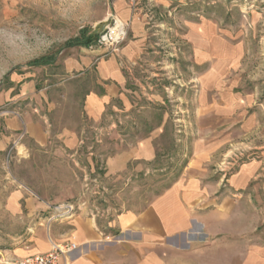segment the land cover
Returning a JSON list of instances; mask_svg holds the SVG:
<instances>
[{"label": "rangeland", "instance_id": "374dc122", "mask_svg": "<svg viewBox=\"0 0 264 264\" xmlns=\"http://www.w3.org/2000/svg\"><path fill=\"white\" fill-rule=\"evenodd\" d=\"M123 14L128 15L127 21ZM108 19H112L110 29L117 27L114 21L124 25L125 39L116 53L138 39V31L146 33V40L141 58L131 68L126 93L130 108L117 100L118 110L95 123L86 115L84 100L90 92H99L97 77L93 72L84 76L68 71L62 53L82 47L69 43L91 34ZM204 36L230 42L236 50L243 46V67L234 72L242 87L234 88V93L243 88L264 109V0H0V134L5 117H20L31 110L35 118L43 117L51 137L78 132L88 140V150L99 154L95 172L90 173L88 162L83 161L85 171L76 177L65 172L61 162L37 158L23 162L8 156L0 165V186L7 178L4 183L13 186L22 183L42 194L68 196L73 213L86 210L106 220L124 209H139L172 185L185 165L184 141L188 139L190 146L199 134L198 125L218 119L226 123L230 138L213 166L220 183L227 186L251 163H259L264 172V126L240 135L242 124L252 116L264 119V110L261 114L256 107L245 114L227 111L221 118L198 113L205 99L204 85L208 86L201 78L209 68L193 61ZM100 37L84 47L102 56L111 54L113 46L100 45ZM43 58L55 61L34 64ZM27 80L35 81L37 100L22 95ZM162 122L156 162L133 163L131 172L119 179L105 177L110 138L127 137L134 144L159 131L156 127ZM26 135L21 130L15 137ZM12 152L16 153L10 145L7 154ZM78 186L83 191L75 196ZM4 202L0 193V257L14 249L15 234L26 227L16 223Z\"/></svg>", "mask_w": 264, "mask_h": 264}, {"label": "crops", "instance_id": "0c3cea01", "mask_svg": "<svg viewBox=\"0 0 264 264\" xmlns=\"http://www.w3.org/2000/svg\"><path fill=\"white\" fill-rule=\"evenodd\" d=\"M122 19L127 21L128 15L123 14ZM142 32L138 31L140 37L116 54L102 56V52L84 46L63 51L68 71H80L84 76L93 72L97 77L99 92H90L84 100L91 121L98 123L105 114L115 113L117 100L124 102L125 109L130 108L127 86L131 68L144 52L146 33ZM200 46L193 62L207 66L209 71L201 78L208 86L204 85L205 99L199 103L198 113L221 118L227 111L245 114L256 107L261 114L264 109L255 105L254 95L243 88L234 93V88L242 87L241 78L234 77V72L243 67V46L236 50L238 47L230 42L212 41L208 36L203 37ZM22 95L39 98L34 80L24 83ZM247 121L240 135L264 126V119L258 121L257 114ZM223 122L218 119L202 123L198 125L200 136L190 146L188 139L184 141L185 165L165 191L139 209H124L106 220L86 210L58 215V207L73 205L68 196L42 194L22 183L13 186L4 183L5 178L0 186L4 208L17 224L26 227L15 234L16 246L1 254L0 264L69 244L78 248L62 256L59 264H264V172L259 163H251L243 166L227 186L220 183L213 166L230 142ZM2 123L1 166L9 156L23 162L36 158L61 162L65 172L75 177L85 171L81 164L85 161L90 173L95 172L99 154L88 150V140L80 133L66 131L51 137L43 117L35 118L31 110L20 117H5ZM164 127L162 122L156 127L159 131H152V136L139 138L134 144L128 143L127 137L110 138L105 177L119 179L131 172L133 163L156 162V140ZM21 130L26 131L24 139L15 137ZM10 145L16 153L8 155ZM82 191L83 187L78 186L73 192L76 196Z\"/></svg>", "mask_w": 264, "mask_h": 264}, {"label": "built area", "instance_id": "2783aa9c", "mask_svg": "<svg viewBox=\"0 0 264 264\" xmlns=\"http://www.w3.org/2000/svg\"><path fill=\"white\" fill-rule=\"evenodd\" d=\"M115 25L118 27V21H114ZM123 25V23H121ZM120 26L118 32L108 28L100 37L99 44L102 46L111 45L113 49L111 54L117 52L116 46L120 45L125 39L124 25ZM74 206L71 204L60 206L56 209L58 215H70L73 214ZM78 246L75 244H69L65 246H55L49 253L34 255L31 257L24 258L19 261L6 263V264H59V260L62 256L69 254L70 252L76 250Z\"/></svg>", "mask_w": 264, "mask_h": 264}, {"label": "trees", "instance_id": "16d2710c", "mask_svg": "<svg viewBox=\"0 0 264 264\" xmlns=\"http://www.w3.org/2000/svg\"><path fill=\"white\" fill-rule=\"evenodd\" d=\"M98 38V36H93L92 33L91 34H87L85 35L82 39H76L75 42H71L69 43L71 45H76V46H90L96 39ZM55 61V60H54ZM54 61H48V60H45V58L41 59V60H37L36 62H34V64H41V62L43 63H52Z\"/></svg>", "mask_w": 264, "mask_h": 264}, {"label": "water", "instance_id": "95a60500", "mask_svg": "<svg viewBox=\"0 0 264 264\" xmlns=\"http://www.w3.org/2000/svg\"><path fill=\"white\" fill-rule=\"evenodd\" d=\"M112 23V19H108L104 22H102L97 29H95L93 32H92V35L93 36H99V35H102L108 28V26H110Z\"/></svg>", "mask_w": 264, "mask_h": 264}, {"label": "bare ground", "instance_id": "6f19581e", "mask_svg": "<svg viewBox=\"0 0 264 264\" xmlns=\"http://www.w3.org/2000/svg\"><path fill=\"white\" fill-rule=\"evenodd\" d=\"M120 26H121L120 21H118V27H117L116 29H114L113 31H114V32H118Z\"/></svg>", "mask_w": 264, "mask_h": 264}]
</instances>
